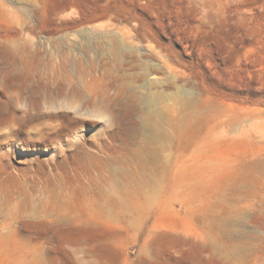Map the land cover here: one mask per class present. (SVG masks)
Returning a JSON list of instances; mask_svg holds the SVG:
<instances>
[{"label": "rangeland", "instance_id": "obj_1", "mask_svg": "<svg viewBox=\"0 0 264 264\" xmlns=\"http://www.w3.org/2000/svg\"><path fill=\"white\" fill-rule=\"evenodd\" d=\"M219 150H264V0H0V264H264L263 217L209 225Z\"/></svg>", "mask_w": 264, "mask_h": 264}, {"label": "bare ground", "instance_id": "obj_2", "mask_svg": "<svg viewBox=\"0 0 264 264\" xmlns=\"http://www.w3.org/2000/svg\"><path fill=\"white\" fill-rule=\"evenodd\" d=\"M152 115L149 112L144 123L151 130L147 141L155 139L159 131L150 121ZM204 172L210 187L217 189L216 192L213 189L212 193L221 197L223 202L221 208L225 209V212L212 210L209 215V225L217 228L224 235H232L235 231L229 228V218L238 214L241 209H246L253 215L264 218V150L241 155V157L232 151H214L206 158ZM156 185L154 173L149 171L145 172L142 177L117 181L103 193L107 198L106 207L110 210L116 209L123 215L128 212L131 196L136 195L150 202L157 192ZM227 193H232L233 196L228 198ZM217 212L220 214L217 215ZM240 254L237 250L236 255L240 256ZM223 255L233 264H239L232 258V255L228 253Z\"/></svg>", "mask_w": 264, "mask_h": 264}, {"label": "clouds", "instance_id": "obj_3", "mask_svg": "<svg viewBox=\"0 0 264 264\" xmlns=\"http://www.w3.org/2000/svg\"><path fill=\"white\" fill-rule=\"evenodd\" d=\"M92 118L98 120L99 122H103L106 124H110L112 122V117L110 115H107V114L97 115V116H94Z\"/></svg>", "mask_w": 264, "mask_h": 264}]
</instances>
